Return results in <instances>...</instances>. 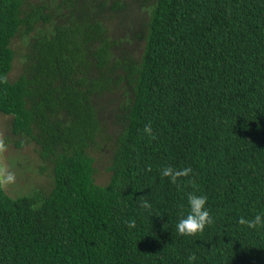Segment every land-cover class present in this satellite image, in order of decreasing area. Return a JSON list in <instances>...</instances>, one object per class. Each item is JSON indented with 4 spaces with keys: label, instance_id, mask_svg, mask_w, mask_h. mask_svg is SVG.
<instances>
[{
    "label": "trees",
    "instance_id": "1",
    "mask_svg": "<svg viewBox=\"0 0 264 264\" xmlns=\"http://www.w3.org/2000/svg\"><path fill=\"white\" fill-rule=\"evenodd\" d=\"M133 5L147 17L136 62L101 19ZM118 87L112 140L95 99ZM0 114L52 162L47 194L0 186V264H264V226L239 222L264 212V0H0ZM169 165L192 172L172 184ZM190 192L212 223L184 236Z\"/></svg>",
    "mask_w": 264,
    "mask_h": 264
},
{
    "label": "rangeland",
    "instance_id": "2",
    "mask_svg": "<svg viewBox=\"0 0 264 264\" xmlns=\"http://www.w3.org/2000/svg\"><path fill=\"white\" fill-rule=\"evenodd\" d=\"M39 0H23L24 6ZM112 15V17H111ZM101 19L109 27L110 39L114 41L113 54L119 57L133 56L134 61H139L140 55L145 44V27L143 22L147 17L144 10L133 5L116 13H107ZM23 38L16 37L12 40L11 48L14 51V66L8 79H15L21 72L20 55L25 50ZM115 89L112 93H104L95 99L98 106L103 107L100 119L104 126H108L107 132L112 140L118 133L119 126L114 122V118L122 114L121 101L122 92ZM123 103V102H122ZM105 120H104V119ZM12 117L0 114V166L11 172L14 179L11 183L0 184L3 191L11 197H18L39 190L47 194L52 188V162L50 159H43L41 156L43 148L40 142H35L25 133L15 134L12 130ZM115 123H117L115 125ZM33 135L37 132L33 131ZM115 139V138H114ZM21 143L22 146L17 144ZM96 158L94 163V183L97 185L105 184L110 173L109 166L111 151L107 148L103 152L94 153ZM40 168H43L40 170Z\"/></svg>",
    "mask_w": 264,
    "mask_h": 264
},
{
    "label": "clouds",
    "instance_id": "3",
    "mask_svg": "<svg viewBox=\"0 0 264 264\" xmlns=\"http://www.w3.org/2000/svg\"><path fill=\"white\" fill-rule=\"evenodd\" d=\"M146 134L151 135V125L145 126ZM192 172L190 167L176 169L172 166H165L160 169V175L167 177L172 184L178 183V178L186 177ZM14 176L11 172L7 171L4 167L0 166V184L11 183ZM187 213L181 215L176 223V231L180 235L194 236L202 232L204 228L212 223V216L210 215L207 207V196L204 194H196L190 192L187 194ZM150 203L147 200L142 201L141 207L148 209ZM241 224H247L249 228H256L257 226H264V212H257L251 219L241 218ZM128 226L134 227L135 220L130 219L127 221ZM189 261L194 259V256L188 257Z\"/></svg>",
    "mask_w": 264,
    "mask_h": 264
}]
</instances>
